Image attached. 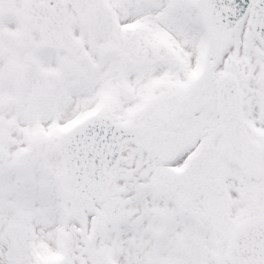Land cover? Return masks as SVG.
Returning a JSON list of instances; mask_svg holds the SVG:
<instances>
[{"label": "snow or ice", "instance_id": "6c2138e0", "mask_svg": "<svg viewBox=\"0 0 264 264\" xmlns=\"http://www.w3.org/2000/svg\"><path fill=\"white\" fill-rule=\"evenodd\" d=\"M0 264H264V0H0Z\"/></svg>", "mask_w": 264, "mask_h": 264}]
</instances>
